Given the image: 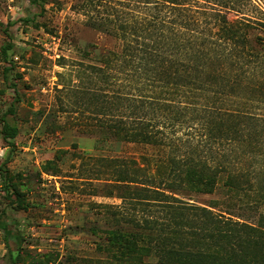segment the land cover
Segmentation results:
<instances>
[{
	"label": "trees",
	"instance_id": "trees-1",
	"mask_svg": "<svg viewBox=\"0 0 264 264\" xmlns=\"http://www.w3.org/2000/svg\"><path fill=\"white\" fill-rule=\"evenodd\" d=\"M115 1L81 3L86 10L98 6L93 15L101 22L93 25L119 47L88 64L99 87L78 91L104 137L153 151L140 159H100L104 180L120 188L122 200L104 204L116 210L108 251L120 264H264V212L249 222L215 207L222 202L185 198L213 193L222 181L228 198L256 210L264 205V0ZM11 25L2 46L6 77L14 69ZM17 95L1 118L10 150L0 177L6 193L22 202L7 167L19 133L7 118ZM6 216L0 214V229L18 264L22 229ZM146 255L157 260L145 262Z\"/></svg>",
	"mask_w": 264,
	"mask_h": 264
},
{
	"label": "rangeland",
	"instance_id": "rangeland-1",
	"mask_svg": "<svg viewBox=\"0 0 264 264\" xmlns=\"http://www.w3.org/2000/svg\"><path fill=\"white\" fill-rule=\"evenodd\" d=\"M83 1L41 0V8L32 0H0V165L10 150L1 134V118L18 93L16 111L7 115L19 129L7 167L11 189L22 194V202L7 194L0 177V214L5 211L14 228L22 229L18 264H120L107 249L116 210L104 204L120 205L121 190L104 180L100 159H140L153 151L143 144L104 137L90 118L92 110L78 90L99 87L88 64H99L97 54L117 50L119 41L95 28L93 22H101L93 15L98 6L88 5L86 10ZM9 23L14 69L6 77L2 46L9 40L5 34ZM220 183L213 193L185 198L205 206L222 202L215 207L256 222L264 205L258 210L255 204L246 208L245 199L233 194L228 198ZM10 244L15 248L13 239ZM155 260L144 256L145 262ZM0 264H12L1 229Z\"/></svg>",
	"mask_w": 264,
	"mask_h": 264
}]
</instances>
